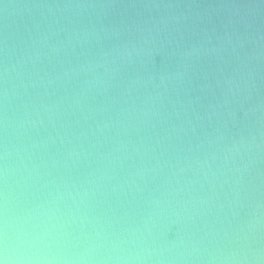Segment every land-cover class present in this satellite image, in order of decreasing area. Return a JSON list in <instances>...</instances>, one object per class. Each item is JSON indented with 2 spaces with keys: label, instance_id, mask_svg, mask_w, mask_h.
Returning a JSON list of instances; mask_svg holds the SVG:
<instances>
[{
  "label": "water",
  "instance_id": "95a60500",
  "mask_svg": "<svg viewBox=\"0 0 264 264\" xmlns=\"http://www.w3.org/2000/svg\"><path fill=\"white\" fill-rule=\"evenodd\" d=\"M0 264H264V0H0Z\"/></svg>",
  "mask_w": 264,
  "mask_h": 264
}]
</instances>
